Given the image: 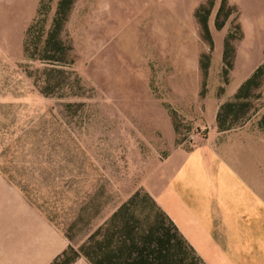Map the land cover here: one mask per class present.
<instances>
[{"label": "rangeland", "instance_id": "1", "mask_svg": "<svg viewBox=\"0 0 264 264\" xmlns=\"http://www.w3.org/2000/svg\"><path fill=\"white\" fill-rule=\"evenodd\" d=\"M262 2L0 0V177L81 255L174 147L206 135V104L263 130L264 86L227 97L248 57L264 64V31L248 43ZM143 200L132 210L147 230L158 212Z\"/></svg>", "mask_w": 264, "mask_h": 264}, {"label": "crops", "instance_id": "2", "mask_svg": "<svg viewBox=\"0 0 264 264\" xmlns=\"http://www.w3.org/2000/svg\"><path fill=\"white\" fill-rule=\"evenodd\" d=\"M249 1H263L264 6V0ZM249 22L253 30L248 43H254L264 21ZM245 66L228 85L227 97L236 99L264 64L255 69L248 57ZM246 92L241 100L249 101L253 88ZM219 108L206 104L211 126L205 138L174 147L148 173L144 189L204 264H264V131L245 123L222 131ZM70 247L24 193L0 177V264H53ZM73 264L92 263L81 257Z\"/></svg>", "mask_w": 264, "mask_h": 264}, {"label": "trees", "instance_id": "3", "mask_svg": "<svg viewBox=\"0 0 264 264\" xmlns=\"http://www.w3.org/2000/svg\"><path fill=\"white\" fill-rule=\"evenodd\" d=\"M197 15L201 18V10ZM201 22H203L204 31L209 33L207 19L203 18ZM54 24L56 26L59 22ZM229 55L228 46L225 51V61L226 65L232 69V61L228 62ZM263 86L264 66L260 67L242 86L236 100L241 99L242 94L253 87L261 89ZM218 124L222 131L230 130L235 126L227 120L224 121L221 113L218 116ZM262 129L264 130V127ZM142 197L145 203L153 202V207L158 212V216L154 219L157 226L148 227L147 230L139 228L141 217L135 215V211L132 210L137 208ZM145 220L149 221V218ZM188 251L195 255L196 264H204L153 199L147 193L139 191L90 237L88 243L81 249V255L76 254L74 248L70 247L53 264H73L81 257L92 264H185L184 252ZM72 255H77V258H70Z\"/></svg>", "mask_w": 264, "mask_h": 264}, {"label": "built area", "instance_id": "4", "mask_svg": "<svg viewBox=\"0 0 264 264\" xmlns=\"http://www.w3.org/2000/svg\"><path fill=\"white\" fill-rule=\"evenodd\" d=\"M199 138H205V130H200L198 133L192 135L189 139L190 145H195Z\"/></svg>", "mask_w": 264, "mask_h": 264}]
</instances>
